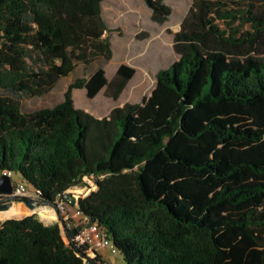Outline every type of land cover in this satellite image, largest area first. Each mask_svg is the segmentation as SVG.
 I'll return each mask as SVG.
<instances>
[{
  "label": "trees",
  "instance_id": "trees-1",
  "mask_svg": "<svg viewBox=\"0 0 264 264\" xmlns=\"http://www.w3.org/2000/svg\"><path fill=\"white\" fill-rule=\"evenodd\" d=\"M105 1L0 0V178L20 173L44 206L85 178L97 187L77 228L0 222V264H88L73 235L86 223L125 264H264V0H192L178 60L142 103L101 118L76 108L74 90L118 101L136 75L122 65L110 81L101 65L62 103L24 113L21 101L112 59ZM143 1L155 23L172 17L165 0Z\"/></svg>",
  "mask_w": 264,
  "mask_h": 264
},
{
  "label": "rangeland",
  "instance_id": "rangeland-1",
  "mask_svg": "<svg viewBox=\"0 0 264 264\" xmlns=\"http://www.w3.org/2000/svg\"><path fill=\"white\" fill-rule=\"evenodd\" d=\"M165 3L172 8L173 14L168 22L160 25L153 21L152 12L143 0H106L103 15L111 31L105 35V38L110 40L113 51L112 59L109 62H93L87 68L79 66L71 76L61 79L46 96L21 101L22 111L32 113L40 109L53 108L62 103L71 84L85 78L101 65L106 69L110 81L114 79L122 65L134 68L136 75L118 101L113 100V92L110 89L103 90L94 99H90L84 89L74 90L76 108L101 118L108 116L116 106H123L126 103H142L154 89L157 73L169 68L178 60L173 47V35L181 30L182 23L192 7V0H165ZM0 96H3L1 89ZM11 179L14 184L23 182V177L17 172ZM88 185V188L74 189L79 199L87 197L97 189L91 182ZM13 203V206L24 208L29 213L11 216L12 219L35 216L45 225L58 223L62 226L58 219L56 221L54 217L46 215L48 211L45 215H41L36 211L38 207L35 206L33 210L29 209L23 199L20 201L14 199ZM70 213L76 222L80 220L79 216L74 215V209H70ZM8 219L0 220V222ZM96 251L108 264H125L123 255L119 251L114 253L112 247H98ZM92 257L98 259L96 255ZM92 260L96 263L95 259Z\"/></svg>",
  "mask_w": 264,
  "mask_h": 264
},
{
  "label": "built area",
  "instance_id": "built-area-1",
  "mask_svg": "<svg viewBox=\"0 0 264 264\" xmlns=\"http://www.w3.org/2000/svg\"><path fill=\"white\" fill-rule=\"evenodd\" d=\"M5 174H7L11 178L13 176L11 172H7ZM85 181L87 182V186L84 188H88L89 182L94 184V182L89 180L88 178H85ZM74 189L76 188H71L67 190L65 193L59 194L54 206L40 205L37 201L38 194L36 190L30 188L24 182L14 185V190H13V193L10 195V197L15 200L16 199L31 200L32 202H34L36 207L50 209L53 213L56 214L58 220L61 223L64 220L65 222L69 223V225L72 226L73 228H77L81 224L79 221L76 222L74 220V217H72L70 213V209H74L75 210L74 215H77V216L80 215L78 208H77L79 196L76 193H74ZM8 197L9 196L7 195H0V201L3 199L7 201ZM75 241L79 243L80 245H87L90 249L89 257L91 259H95V261H97V259L92 256H94L93 252L96 251V248L98 247H103V246L112 247L113 252L114 253L117 252L111 240L108 238L106 232L101 228L100 225L95 224V223H86V225L80 228V230L77 231V234L75 235Z\"/></svg>",
  "mask_w": 264,
  "mask_h": 264
},
{
  "label": "water",
  "instance_id": "water-1",
  "mask_svg": "<svg viewBox=\"0 0 264 264\" xmlns=\"http://www.w3.org/2000/svg\"><path fill=\"white\" fill-rule=\"evenodd\" d=\"M14 183L11 179V177H9L7 174H3L0 178V195H7L8 197V202L5 204H0V211H7L9 210L12 206H13V200L10 195L13 193L14 190ZM24 203L26 204V206L33 210L35 208V204L34 202H32L31 200H24ZM77 231H73V235H76ZM88 264H96L94 263V261L89 258L87 260Z\"/></svg>",
  "mask_w": 264,
  "mask_h": 264
},
{
  "label": "bare ground",
  "instance_id": "bare-ground-1",
  "mask_svg": "<svg viewBox=\"0 0 264 264\" xmlns=\"http://www.w3.org/2000/svg\"><path fill=\"white\" fill-rule=\"evenodd\" d=\"M37 212H39L41 215H45V212L46 211H51L50 209H46V208H41V207H38L36 209ZM29 211L22 208H18L16 206H12L9 210L7 211H0V220H5L6 218H9V219H12L11 216H15V215H22V214H28ZM26 217V216H25ZM24 218V217H22ZM22 218H19L17 217L16 219H22Z\"/></svg>",
  "mask_w": 264,
  "mask_h": 264
},
{
  "label": "crops",
  "instance_id": "crops-1",
  "mask_svg": "<svg viewBox=\"0 0 264 264\" xmlns=\"http://www.w3.org/2000/svg\"><path fill=\"white\" fill-rule=\"evenodd\" d=\"M46 215L48 217H51V218L54 217L53 219H55L56 221L58 219L57 216H56V214L55 213H52L51 211L46 212ZM96 253H97V251H96ZM96 257L98 258L97 261H96L97 264H108L107 262L103 261L102 257L99 256L98 253H97V256Z\"/></svg>",
  "mask_w": 264,
  "mask_h": 264
},
{
  "label": "flooded vegetation",
  "instance_id": "flooded-vegetation-1",
  "mask_svg": "<svg viewBox=\"0 0 264 264\" xmlns=\"http://www.w3.org/2000/svg\"><path fill=\"white\" fill-rule=\"evenodd\" d=\"M8 201H6L5 199H3V200H1L0 201V204H5V203H7Z\"/></svg>",
  "mask_w": 264,
  "mask_h": 264
}]
</instances>
